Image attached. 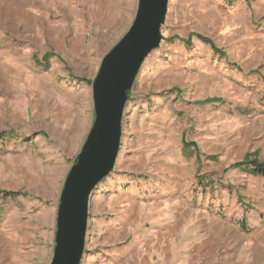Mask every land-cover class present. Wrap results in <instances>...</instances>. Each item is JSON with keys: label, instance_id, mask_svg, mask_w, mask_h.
I'll return each instance as SVG.
<instances>
[{"label": "rangeland", "instance_id": "obj_1", "mask_svg": "<svg viewBox=\"0 0 264 264\" xmlns=\"http://www.w3.org/2000/svg\"><path fill=\"white\" fill-rule=\"evenodd\" d=\"M138 4L0 0V264H51L94 80ZM161 34L81 264H264V179L233 166L264 162V0H169Z\"/></svg>", "mask_w": 264, "mask_h": 264}, {"label": "water", "instance_id": "obj_2", "mask_svg": "<svg viewBox=\"0 0 264 264\" xmlns=\"http://www.w3.org/2000/svg\"><path fill=\"white\" fill-rule=\"evenodd\" d=\"M168 4L169 0H139L131 27L102 60L93 83L95 121L65 181L51 264H81L90 197L114 169L128 92L144 60L160 45Z\"/></svg>", "mask_w": 264, "mask_h": 264}, {"label": "trees", "instance_id": "obj_3", "mask_svg": "<svg viewBox=\"0 0 264 264\" xmlns=\"http://www.w3.org/2000/svg\"><path fill=\"white\" fill-rule=\"evenodd\" d=\"M213 46V49L216 52H221L215 45L211 44ZM5 134L0 132V137H3ZM188 146H195V143H189ZM235 168H240L241 170H244L248 173H251L253 175L262 177L264 179V162L259 160L255 155H248L246 158L239 163H236L233 165ZM7 195H20L19 193H13V192H7Z\"/></svg>", "mask_w": 264, "mask_h": 264}, {"label": "bare ground", "instance_id": "obj_4", "mask_svg": "<svg viewBox=\"0 0 264 264\" xmlns=\"http://www.w3.org/2000/svg\"><path fill=\"white\" fill-rule=\"evenodd\" d=\"M90 199H91V197H90Z\"/></svg>", "mask_w": 264, "mask_h": 264}]
</instances>
